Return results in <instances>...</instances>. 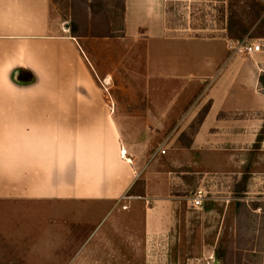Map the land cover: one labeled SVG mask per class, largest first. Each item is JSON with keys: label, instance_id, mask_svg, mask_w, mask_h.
I'll return each mask as SVG.
<instances>
[{"label": "rangeland", "instance_id": "1", "mask_svg": "<svg viewBox=\"0 0 264 264\" xmlns=\"http://www.w3.org/2000/svg\"><path fill=\"white\" fill-rule=\"evenodd\" d=\"M124 1L122 10L115 0H52L63 25L90 41L100 57L102 71L94 76L97 91L107 100L138 98L147 103L150 92L145 87L150 82L166 86L162 102L182 103L187 98L184 81L165 75L174 68L175 58L179 73L196 75L187 62L208 48L176 39L222 38L227 33L226 12L252 26L249 35L234 41L248 39L264 49V11L257 18L264 0H127V18ZM170 38L175 40H166ZM225 38L231 53V38ZM204 90L193 93L190 103L195 104ZM194 121L183 134H179L183 117L169 123H127L131 142L143 145L147 135H153L152 155L124 199L138 200L100 218L83 216L79 223L83 229L76 235L83 242L90 236V243L79 252L82 258H89L90 264H264V151L254 143L245 153L237 152L238 147H221L213 155L188 153L172 161L171 150L192 140ZM200 158L201 168L196 164ZM146 181L150 194L140 198L145 196ZM200 186L212 194L196 209L189 199ZM160 193L169 194L167 203L151 199ZM71 214L57 219L48 204L0 201V264H59L72 251L67 231L75 225Z\"/></svg>", "mask_w": 264, "mask_h": 264}, {"label": "crops", "instance_id": "2", "mask_svg": "<svg viewBox=\"0 0 264 264\" xmlns=\"http://www.w3.org/2000/svg\"><path fill=\"white\" fill-rule=\"evenodd\" d=\"M126 9L127 18V0ZM230 18L226 12V32ZM225 37L230 38L228 32L222 38L176 39L208 48L192 61L188 56L187 65L196 75L179 73L176 58L165 75L184 81L187 98L182 103L162 102L166 86L150 82L147 103L138 98L107 100L97 91L94 76L102 71L100 57L90 41L63 25L52 0H0V201L48 204L57 219L72 212L75 225L67 231L74 252H64L59 264H90L79 254L90 236L83 242L76 235L83 229V216L100 218L137 199L124 201L142 176L153 135L143 145L131 142L127 123H169L183 117V134L210 102L192 140L171 150L172 161L188 153L213 155L221 147L245 153L256 142L264 127V49L232 56ZM202 88L201 98L190 103L189 97ZM122 148L128 150L126 157ZM196 164L201 168L204 160ZM145 185L140 198L150 194L147 181ZM168 196L160 193L151 199L167 203Z\"/></svg>", "mask_w": 264, "mask_h": 264}, {"label": "trees", "instance_id": "3", "mask_svg": "<svg viewBox=\"0 0 264 264\" xmlns=\"http://www.w3.org/2000/svg\"><path fill=\"white\" fill-rule=\"evenodd\" d=\"M115 1H118L121 9L124 10L125 1L124 0H115ZM263 11H264V8H261V10L257 11V18L258 19L261 17ZM251 27L252 26L244 25L242 23V21H236L233 19V17H231L229 19L227 26H226V29H227V32H228V35L230 38L239 40V39H243L245 36L250 34ZM29 77L30 78L27 79V81H30L32 79V75H29ZM260 84L264 87V73H262L260 75ZM210 105H211L210 102L207 105H205L204 108L199 113V115L197 116V118L195 119L194 124H195V126L197 125L196 129L200 126V124H202L206 114L209 111ZM263 141H264V127L259 132V134L256 138V142H255L254 147L256 149H259ZM247 179H248V176H246L244 180L247 181ZM131 192H132V190H130L129 193H131Z\"/></svg>", "mask_w": 264, "mask_h": 264}, {"label": "built area", "instance_id": "4", "mask_svg": "<svg viewBox=\"0 0 264 264\" xmlns=\"http://www.w3.org/2000/svg\"><path fill=\"white\" fill-rule=\"evenodd\" d=\"M229 49L231 50V55H240V54H253L262 50V46L259 43H253L248 39L242 41H234L233 39H228ZM165 152V150H163ZM122 156L126 157L128 154V150L126 148H122ZM213 183L218 182L215 179H211ZM212 191L208 190L206 187L200 186L196 189L193 195L189 199V204L191 207L199 209L203 207L205 201L209 199V195L212 194ZM198 264H201L200 261ZM206 264V263H204ZM207 264H212L211 261H208Z\"/></svg>", "mask_w": 264, "mask_h": 264}]
</instances>
